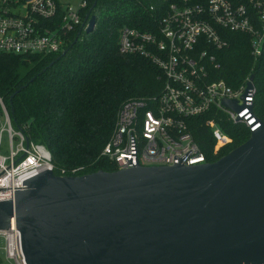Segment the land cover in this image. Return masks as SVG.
I'll return each mask as SVG.
<instances>
[{"label":"built area","instance_id":"obj_1","mask_svg":"<svg viewBox=\"0 0 264 264\" xmlns=\"http://www.w3.org/2000/svg\"><path fill=\"white\" fill-rule=\"evenodd\" d=\"M67 0H0V53L48 54L61 51L69 32L81 27L80 10ZM145 28L122 26L117 49L121 55L140 56L162 78L157 94L131 97L119 107L113 131L101 156L114 170L132 166H185L211 162L232 143L222 123L241 125L252 132L263 121L254 110L256 86L251 75L232 86L212 79L219 67L211 50L229 46L224 32L248 38L254 61L264 60V0H157L148 5ZM86 25L81 31H84ZM248 83L251 86H248ZM224 101H235V109ZM206 127L213 141L205 153L191 132L189 119ZM8 147L1 151V135ZM75 176L80 167L59 168L45 145L29 139L25 125L13 128L0 97V201L13 199L24 182L42 171ZM0 253L5 264H26L21 237L13 223L0 231ZM2 261V263H3Z\"/></svg>","mask_w":264,"mask_h":264},{"label":"water","instance_id":"obj_2","mask_svg":"<svg viewBox=\"0 0 264 264\" xmlns=\"http://www.w3.org/2000/svg\"><path fill=\"white\" fill-rule=\"evenodd\" d=\"M12 223L26 264H264V120L211 162L42 171L0 201Z\"/></svg>","mask_w":264,"mask_h":264},{"label":"trees","instance_id":"obj_3","mask_svg":"<svg viewBox=\"0 0 264 264\" xmlns=\"http://www.w3.org/2000/svg\"><path fill=\"white\" fill-rule=\"evenodd\" d=\"M81 17L96 16L92 32L80 27L69 32L58 53H0V97L16 128L25 125L29 139L50 151L54 172L76 168L78 174L114 168L102 158L121 104L131 97L157 94L160 72L140 56L121 55L117 49L122 26L145 28L148 5L157 0H85ZM78 35V36H77ZM229 46L211 50L219 67L212 79H224L235 86L253 75L256 86L254 110L264 120V60L254 61L248 52V38L224 32ZM64 52V53H63ZM200 118L189 119L191 132L208 153L213 141ZM232 143L222 148L214 161L243 143L249 132L241 125L222 123Z\"/></svg>","mask_w":264,"mask_h":264},{"label":"rangeland","instance_id":"obj_4","mask_svg":"<svg viewBox=\"0 0 264 264\" xmlns=\"http://www.w3.org/2000/svg\"><path fill=\"white\" fill-rule=\"evenodd\" d=\"M61 1H64V0H61ZM80 2H81V0H67L65 3H68L70 8L75 10V9H77L79 7ZM13 128H16V127L13 126ZM7 147H8L7 134L3 133L1 135V151L5 152ZM2 261H3L2 260V254L0 253V264H5V262L3 261V263H2Z\"/></svg>","mask_w":264,"mask_h":264}]
</instances>
